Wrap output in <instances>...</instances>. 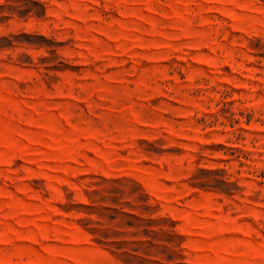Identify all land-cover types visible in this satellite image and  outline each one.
<instances>
[{"label": "rangeland", "instance_id": "1", "mask_svg": "<svg viewBox=\"0 0 264 264\" xmlns=\"http://www.w3.org/2000/svg\"><path fill=\"white\" fill-rule=\"evenodd\" d=\"M0 264H264V0H0Z\"/></svg>", "mask_w": 264, "mask_h": 264}]
</instances>
